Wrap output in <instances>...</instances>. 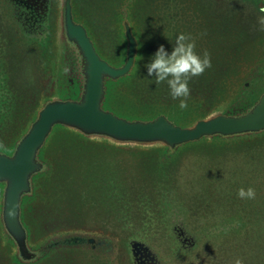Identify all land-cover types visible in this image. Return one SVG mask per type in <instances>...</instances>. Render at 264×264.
<instances>
[{
  "label": "water",
  "instance_id": "water-1",
  "mask_svg": "<svg viewBox=\"0 0 264 264\" xmlns=\"http://www.w3.org/2000/svg\"><path fill=\"white\" fill-rule=\"evenodd\" d=\"M262 6L0 0V264H264ZM180 33L184 110L146 67Z\"/></svg>",
  "mask_w": 264,
  "mask_h": 264
},
{
  "label": "clouds",
  "instance_id": "clouds-1",
  "mask_svg": "<svg viewBox=\"0 0 264 264\" xmlns=\"http://www.w3.org/2000/svg\"><path fill=\"white\" fill-rule=\"evenodd\" d=\"M264 13V6L258 9ZM261 26L260 30L264 31V16L258 18ZM137 59V58H136ZM148 76L155 77L157 85L167 83L170 89V95L173 100H179L178 107L181 110L187 109L188 98L191 95L190 81L202 76L206 70L212 67L211 55L207 51L200 54L196 50V42L191 35L180 33L173 43L172 51L169 53L164 45H160L151 62L146 65ZM65 73L70 70L65 68ZM238 196L241 199H255L256 191L253 187L240 188ZM17 205H13L8 210V216L16 217ZM234 264H244L242 258H236Z\"/></svg>",
  "mask_w": 264,
  "mask_h": 264
}]
</instances>
